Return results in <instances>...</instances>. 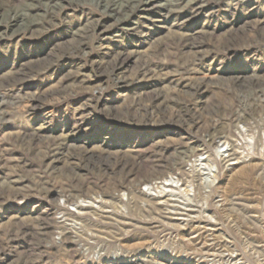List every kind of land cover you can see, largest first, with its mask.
<instances>
[{"label": "rangeland", "instance_id": "1", "mask_svg": "<svg viewBox=\"0 0 264 264\" xmlns=\"http://www.w3.org/2000/svg\"><path fill=\"white\" fill-rule=\"evenodd\" d=\"M0 264H264V0H0Z\"/></svg>", "mask_w": 264, "mask_h": 264}, {"label": "bare ground", "instance_id": "2", "mask_svg": "<svg viewBox=\"0 0 264 264\" xmlns=\"http://www.w3.org/2000/svg\"><path fill=\"white\" fill-rule=\"evenodd\" d=\"M251 143V142H250ZM249 144V143H248ZM250 146V144H249ZM228 150L225 149V147L222 145L220 147V150H219V153H218V156L221 157L222 159H225V158H229L228 156V153H227ZM221 153V154H220ZM199 167L201 168L202 171H207L208 174H204L206 176H204V186H205V189H209V183H211V185L215 182V175L217 174L216 172V167L212 166L211 164V167L210 166H207L205 164H203L204 162V158L200 159L199 161ZM206 167H210V168H206ZM206 172V173H207ZM170 182H173V184H177L178 185V182L173 180V181H170ZM166 186L162 185L161 186V189L165 192L166 191ZM191 189V188H190ZM193 189H191L190 191L192 192ZM172 191V190H171ZM147 193L150 195V196H153V194L155 195L157 193L156 189L152 188V187H148L147 186ZM161 193V192H160ZM230 259V258H229ZM231 262L233 261V259L231 258L230 259ZM230 263V262H229Z\"/></svg>", "mask_w": 264, "mask_h": 264}]
</instances>
